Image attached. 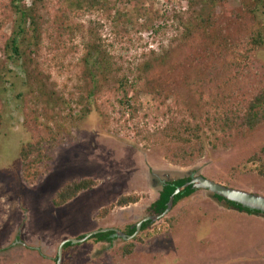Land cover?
I'll list each match as a JSON object with an SVG mask.
<instances>
[{"label":"rangeland","instance_id":"1","mask_svg":"<svg viewBox=\"0 0 264 264\" xmlns=\"http://www.w3.org/2000/svg\"><path fill=\"white\" fill-rule=\"evenodd\" d=\"M102 1L106 7L78 9L68 19L59 0L37 3L42 38L33 66L45 83V97H37L38 86L33 83L34 94L21 103V114L16 111L15 93L7 104L12 111L3 107L0 264H57L65 240L107 228L124 232L154 215L150 206L167 181L204 176L264 195V177L255 171L258 164L251 162L258 154L264 161V124L219 141L217 148L203 137L204 154L194 161L177 164L167 159L175 146L165 135L166 129L183 121L194 122L197 113H214L218 94L231 86L219 75L209 76L211 67L218 64L222 68L226 60L205 54L199 31L187 30L193 9H199L200 3L195 7L193 0ZM9 2L0 0V58L15 21ZM228 3L234 10L241 6L239 0ZM229 10L224 9V15L229 16ZM129 13L130 18L124 16ZM234 27L244 37L258 22L235 20ZM95 38L113 58L114 71L102 79V89L90 104L84 58ZM232 58L231 53L228 62ZM254 61L260 71H251L236 83L240 93L264 83V46ZM149 64L152 67L146 71ZM118 68L142 104L134 120L129 113L120 115L115 91ZM150 81L161 85L156 98L147 87ZM19 116L25 126L20 129ZM49 126L59 131L55 159L42 180L29 185L22 175L20 147L41 136L48 138ZM86 178L98 185L65 206L54 207L53 199L61 188ZM135 194L141 197L137 204L99 218L103 208ZM168 219L176 220L174 226ZM142 238L128 257L122 256L120 248L132 240L73 244L63 252L61 264H264V215L240 213L205 190H198L153 222Z\"/></svg>","mask_w":264,"mask_h":264},{"label":"trees","instance_id":"2","mask_svg":"<svg viewBox=\"0 0 264 264\" xmlns=\"http://www.w3.org/2000/svg\"><path fill=\"white\" fill-rule=\"evenodd\" d=\"M9 1V7L15 15V21L11 35L6 38L0 58V136H3L2 127L5 120L3 107L5 106V108L12 111V108L7 105L11 94L15 93L17 113L22 111L20 105L23 100L34 94V91H31L33 83L38 86L36 93L39 96L37 97H45V83L41 80L40 74H36L37 69L33 66V56L40 47L42 38L41 15L37 3H42L43 0H33L30 6L27 4L28 0ZM59 2L65 9V19H68L78 9H90L96 6L106 7V3L102 0H59ZM196 2L200 3L201 7L193 9V16L186 25L187 30L199 31L203 38L202 43L206 46L204 49L205 54L214 53L217 60H226L222 68H219L218 64L214 65L213 69L211 67L209 76L219 75L231 86L226 91L218 94L220 99L217 98L214 104V113L205 111L202 115L199 113L197 115L192 114V116L194 115L192 117L194 122L183 121L166 129L165 135L170 137V143L175 146L170 150L167 159L177 164L194 161L204 154L206 147L203 137L207 136L208 144L213 148H217L219 141L231 138L235 134L253 131L264 124V83L260 81L259 84L261 85L259 87L251 88L242 93H240V86L237 87L236 85V83H241L251 71L258 73L261 68L255 63L254 57L257 51L264 46V0H239L241 6L235 10L229 7V0H193L191 6L196 7ZM230 8L231 10H229ZM224 9L226 12L229 10V16L224 15ZM117 13L120 17L121 13L119 11ZM124 16L130 18V13ZM235 20L237 23L252 20L258 22V27L246 33V36L243 37L234 27ZM210 39L212 40L210 41ZM87 48L84 64L91 89L86 100L90 104H94L96 94L102 89V79L105 80L113 75V58L96 38L94 42L88 44ZM231 53L234 58L228 62ZM161 61L166 64L164 58ZM151 67V64L146 65V71ZM116 76L115 83L117 87L115 91L119 97L120 115L125 117L129 113L130 120H134L142 109L139 95L132 90L128 77L122 74L119 68L116 69ZM147 87L153 98H156L155 91H158L161 85L155 83V81H150L147 82ZM50 98L54 101V94ZM9 104H12L10 100ZM87 112H91L89 108ZM21 122L22 117L19 116L17 120L19 129L25 127ZM46 129L48 138L41 136L32 142L23 143L20 147L19 156L22 162V175L24 181L29 185L41 181L55 159L53 150L59 131L55 132V129L53 130L50 126ZM224 142L222 144L226 145L227 142ZM251 162L258 164L255 171L259 176L264 177V161L261 155H254ZM190 181L191 177L165 182L157 200L150 206L153 216L163 214L167 209L170 197L176 189L183 187ZM97 185L98 182L92 178L70 182L56 193L53 205L56 208L63 207L68 202L76 199L81 193L93 190ZM197 191L192 186L184 189L175 196L173 208L192 197ZM213 196L218 201L224 202L227 207L240 213L262 215L259 211L249 210L237 203ZM140 200L141 197L136 194L122 196L115 204L103 208L98 216L104 218L114 209L135 205ZM175 221L174 219H168L170 225L173 226ZM152 223V221L143 223L138 235L120 248L122 256L128 257L134 253L135 243L144 241L142 236L148 231ZM132 226H129L123 233L128 236L134 235L136 224ZM113 234V231L100 233L92 236L88 241L112 243L117 239L113 238ZM81 238H84V236ZM72 246V243H66L63 252H66ZM56 260H58V257Z\"/></svg>","mask_w":264,"mask_h":264},{"label":"water","instance_id":"3","mask_svg":"<svg viewBox=\"0 0 264 264\" xmlns=\"http://www.w3.org/2000/svg\"><path fill=\"white\" fill-rule=\"evenodd\" d=\"M189 186H192L196 190L208 191L215 196L221 197L229 202L237 203L241 205L242 207L247 208L249 210L259 211L261 212L262 215H264V195L228 187L212 179L206 178L204 176H191V181L186 183L183 187L177 188L174 194L170 197V200L167 204V209L165 210V212L158 216H149V217L142 219L140 222L136 224V232L134 235L128 236L125 233H123L121 230L107 228V229H101V230H97L92 233H89L84 238H81V239L65 240L61 243L59 247L57 264H61L63 247L68 242L72 244L83 243V242L88 241L94 235H97L100 233H107L110 231L114 232L113 238H120L125 241L132 240L140 232L143 223L147 221L157 222L161 218L167 216V214L173 208L175 196L181 193L184 189H186Z\"/></svg>","mask_w":264,"mask_h":264},{"label":"flooded vegetation","instance_id":"4","mask_svg":"<svg viewBox=\"0 0 264 264\" xmlns=\"http://www.w3.org/2000/svg\"><path fill=\"white\" fill-rule=\"evenodd\" d=\"M132 228H133V226H132Z\"/></svg>","mask_w":264,"mask_h":264}]
</instances>
